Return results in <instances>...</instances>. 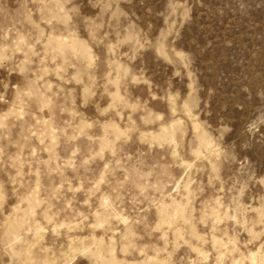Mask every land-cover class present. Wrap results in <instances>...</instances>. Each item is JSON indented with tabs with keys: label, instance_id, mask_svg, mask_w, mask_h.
I'll use <instances>...</instances> for the list:
<instances>
[{
	"label": "rangeland",
	"instance_id": "1",
	"mask_svg": "<svg viewBox=\"0 0 264 264\" xmlns=\"http://www.w3.org/2000/svg\"><path fill=\"white\" fill-rule=\"evenodd\" d=\"M0 264H264V0H0Z\"/></svg>",
	"mask_w": 264,
	"mask_h": 264
},
{
	"label": "bare ground",
	"instance_id": "2",
	"mask_svg": "<svg viewBox=\"0 0 264 264\" xmlns=\"http://www.w3.org/2000/svg\"><path fill=\"white\" fill-rule=\"evenodd\" d=\"M19 224V223H18Z\"/></svg>",
	"mask_w": 264,
	"mask_h": 264
}]
</instances>
